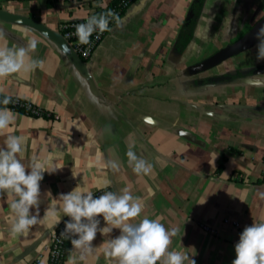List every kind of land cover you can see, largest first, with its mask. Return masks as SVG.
Here are the masks:
<instances>
[{
  "label": "crops",
  "instance_id": "1",
  "mask_svg": "<svg viewBox=\"0 0 264 264\" xmlns=\"http://www.w3.org/2000/svg\"><path fill=\"white\" fill-rule=\"evenodd\" d=\"M193 1L139 0L84 60L60 27L107 12L112 0H0V11L19 17L0 19V47L26 48L35 39L28 56L43 61L34 71L0 77V96L51 114L31 117L6 108L14 117L0 132V149L6 150L9 135L21 136L17 158L26 169L34 159L56 169L43 174L38 209H32L41 220L26 233L10 232V204L17 197L0 193V264H48L45 247L67 218L60 196L73 190L119 193L127 187L144 205L140 218L160 217L167 229L175 228L171 249L187 251L196 264H232L244 228L264 222V61L257 60L256 44L196 72L197 64L248 30L240 29L236 39L238 33L219 34L224 13L207 0L194 41L176 51ZM219 77L229 79L215 82ZM129 151L150 163L152 172L137 174ZM49 208L56 214L45 215ZM97 219L98 229L107 226L102 216ZM203 223L213 231L201 230ZM117 235L119 229L98 230L95 255L78 264H116L101 245ZM70 250L75 252L72 245L68 256Z\"/></svg>",
  "mask_w": 264,
  "mask_h": 264
},
{
  "label": "clouds",
  "instance_id": "2",
  "mask_svg": "<svg viewBox=\"0 0 264 264\" xmlns=\"http://www.w3.org/2000/svg\"><path fill=\"white\" fill-rule=\"evenodd\" d=\"M110 18L119 24V18L108 12L93 15L86 22L76 25L75 34L79 43L89 44L93 33L97 31H111ZM2 35L0 33V37ZM256 39L257 60L264 61V25L257 31ZM37 43V40L31 39L26 48L0 47V77L21 71L27 73L41 67L43 61L28 56V52L35 50ZM4 103H9V100L5 99ZM13 117L10 110L0 109V132L9 127ZM5 143L6 150L0 149V193H15L17 199L10 204L14 215L10 232L23 234L40 222L39 212L32 214L33 208L38 209L40 182L46 171L52 173L56 169L49 171L36 159L31 163L30 170L26 169L21 159L17 158V154L23 151V137L9 135ZM127 155L137 174L148 175L152 172V165L145 159L137 157L132 151ZM109 165L114 170L119 169L115 161H109ZM260 196L264 198V193H260ZM60 198L63 213L70 218L64 221L61 235L67 236L75 250H70L66 264H78V261H85L87 257L95 255L96 247L92 242L98 230L101 234H108L114 229H119V235L106 240L101 247L105 258L115 260L116 264H157L158 261L160 264H196L193 255L187 251L171 249L172 238L178 235L175 228L167 229L160 217L140 218L144 205L127 187L119 193L105 191L99 196H94L92 192L73 190L61 194ZM55 214L54 208L45 212V215ZM101 216L107 226L98 229L100 220L97 217ZM137 218H140L138 222L133 223ZM235 253L232 264H264V222L252 223L244 228L235 244Z\"/></svg>",
  "mask_w": 264,
  "mask_h": 264
},
{
  "label": "built area",
  "instance_id": "3",
  "mask_svg": "<svg viewBox=\"0 0 264 264\" xmlns=\"http://www.w3.org/2000/svg\"><path fill=\"white\" fill-rule=\"evenodd\" d=\"M68 1H76V0H68ZM131 6H132V0H120L114 6L112 5L111 8L108 9L106 13L112 12L120 20L124 14L123 12L127 11ZM86 21L87 20H75V21L65 22L61 25L60 32L63 39L70 46H72V48L74 49L76 54H78V56H80L84 60H89L93 56V54L95 53V51L97 50V48L99 47V45L101 44V42L103 41V39L105 38V36L109 31H106L104 33H100L97 31L93 33L92 37L90 38L89 44L87 45L80 44L75 34V28L76 25L80 23H84ZM115 23L116 20L110 18V25H109L110 29ZM5 99L8 98H4L0 96V109L1 106L4 105V108L2 109L8 108L15 111H22L31 117H51V114H49V112H46L34 106L31 103L24 102L18 99H8L9 103L5 104L4 103ZM55 119H59V116H55ZM105 191H112V190L100 189L92 193L94 196H99L102 195L103 192ZM68 219L70 218L67 217L64 221ZM64 221L61 222L59 226L56 228V230L53 232L50 242L45 247L43 257L47 258L48 264H63L68 256V247L69 245H71L70 240L67 238V236L61 235V233L64 230ZM200 228L203 231H213L212 227L205 223L201 224ZM37 261L40 262L41 259H38Z\"/></svg>",
  "mask_w": 264,
  "mask_h": 264
},
{
  "label": "rangeland",
  "instance_id": "4",
  "mask_svg": "<svg viewBox=\"0 0 264 264\" xmlns=\"http://www.w3.org/2000/svg\"><path fill=\"white\" fill-rule=\"evenodd\" d=\"M261 1L262 0H239L238 2H236V0H215L216 3H214V6L216 12L222 11L224 13V17L220 22V24L222 25V31L219 34H221L222 36L224 34H230L231 36H233L234 34L238 33L236 36L234 35L236 39V37L242 34L241 31L246 32L247 30H249L264 16V10L259 13L257 10L258 5ZM220 17L221 16L218 15L217 17H215V20L219 21ZM231 20L232 22L230 24L232 25L228 24ZM234 21H236V24H233ZM224 28L226 30H223ZM240 29L241 31H239ZM218 40L222 41L221 38H219ZM230 41L231 40H229V42ZM227 43L228 41L223 42L221 46H225Z\"/></svg>",
  "mask_w": 264,
  "mask_h": 264
},
{
  "label": "water",
  "instance_id": "5",
  "mask_svg": "<svg viewBox=\"0 0 264 264\" xmlns=\"http://www.w3.org/2000/svg\"><path fill=\"white\" fill-rule=\"evenodd\" d=\"M194 14L192 11L189 12L187 20L191 21ZM0 19L6 21H18L19 17L10 15L6 12L0 11ZM264 25V17L259 20L253 27L247 31L241 38L235 41L232 44L220 49L215 54L201 61L199 64L195 66V71L198 73H203L210 71L214 68H217L224 62L234 58L254 47L258 44V40L256 39V33L261 27ZM229 79L228 77H219L215 79V82H221Z\"/></svg>",
  "mask_w": 264,
  "mask_h": 264
},
{
  "label": "trees",
  "instance_id": "6",
  "mask_svg": "<svg viewBox=\"0 0 264 264\" xmlns=\"http://www.w3.org/2000/svg\"><path fill=\"white\" fill-rule=\"evenodd\" d=\"M119 1L120 0H113L112 3H111V6L112 5L114 6ZM138 1L139 0H132V5L135 4V3H137ZM206 1L207 0H194L193 1L192 5L190 7V11L193 12L194 16H193V18H192L191 21H188L187 20L182 25V27L180 28V30L178 32V36H177L176 42H175V50L176 51H178L180 53H183L192 44V42L194 41V39L196 37L197 27L199 25V22H200L202 16H203V12H204V7H205V4H206ZM111 6L109 7V9L111 8ZM257 10H258V13L264 10V0H262L260 2V4L258 5ZM101 13H103V12H101ZM123 13H126V11H124ZM104 14H106L105 11H104ZM2 108H4V105L1 106V109Z\"/></svg>",
  "mask_w": 264,
  "mask_h": 264
}]
</instances>
